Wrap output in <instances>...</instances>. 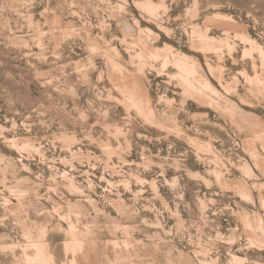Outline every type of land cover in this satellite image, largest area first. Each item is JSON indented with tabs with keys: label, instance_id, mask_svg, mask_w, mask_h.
Returning a JSON list of instances; mask_svg holds the SVG:
<instances>
[{
	"label": "rangeland",
	"instance_id": "rangeland-1",
	"mask_svg": "<svg viewBox=\"0 0 264 264\" xmlns=\"http://www.w3.org/2000/svg\"><path fill=\"white\" fill-rule=\"evenodd\" d=\"M0 264H264V0H0Z\"/></svg>",
	"mask_w": 264,
	"mask_h": 264
}]
</instances>
